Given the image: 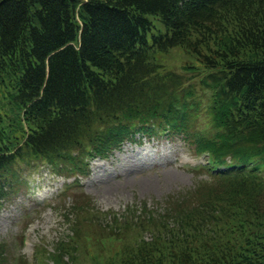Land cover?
<instances>
[{
	"label": "trees",
	"instance_id": "obj_1",
	"mask_svg": "<svg viewBox=\"0 0 264 264\" xmlns=\"http://www.w3.org/2000/svg\"><path fill=\"white\" fill-rule=\"evenodd\" d=\"M1 88L0 205L25 167L85 174L135 132L182 139L210 178L128 225L120 263L264 264V0H0ZM0 264L28 261L0 241Z\"/></svg>",
	"mask_w": 264,
	"mask_h": 264
},
{
	"label": "rangeland",
	"instance_id": "obj_2",
	"mask_svg": "<svg viewBox=\"0 0 264 264\" xmlns=\"http://www.w3.org/2000/svg\"><path fill=\"white\" fill-rule=\"evenodd\" d=\"M173 52L166 55V67L181 70L186 57ZM6 94L1 88V104ZM135 136L106 158L88 159L85 175L53 174L44 163L25 167L27 184L0 205V241L12 256L22 253L29 264H121L116 238L133 241L128 225L140 226L146 211L160 213L168 195L186 194L198 180L210 178L199 165L205 157L192 144ZM148 230L141 236L150 238ZM46 251H66V263H56Z\"/></svg>",
	"mask_w": 264,
	"mask_h": 264
}]
</instances>
